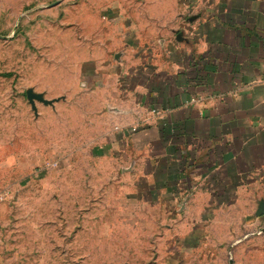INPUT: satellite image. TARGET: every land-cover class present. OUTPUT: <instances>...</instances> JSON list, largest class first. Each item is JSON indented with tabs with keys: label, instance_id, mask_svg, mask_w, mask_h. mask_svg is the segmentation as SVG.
Listing matches in <instances>:
<instances>
[{
	"label": "rangeland",
	"instance_id": "obj_1",
	"mask_svg": "<svg viewBox=\"0 0 264 264\" xmlns=\"http://www.w3.org/2000/svg\"><path fill=\"white\" fill-rule=\"evenodd\" d=\"M181 12L0 0V264H264V215L124 211L126 165L106 145L140 112L131 67L179 34Z\"/></svg>",
	"mask_w": 264,
	"mask_h": 264
},
{
	"label": "crops",
	"instance_id": "obj_2",
	"mask_svg": "<svg viewBox=\"0 0 264 264\" xmlns=\"http://www.w3.org/2000/svg\"><path fill=\"white\" fill-rule=\"evenodd\" d=\"M177 2L179 34L131 67L140 112H129L135 119L106 145L126 165L124 211L208 224L218 212L256 214L264 199V0Z\"/></svg>",
	"mask_w": 264,
	"mask_h": 264
},
{
	"label": "water",
	"instance_id": "obj_3",
	"mask_svg": "<svg viewBox=\"0 0 264 264\" xmlns=\"http://www.w3.org/2000/svg\"><path fill=\"white\" fill-rule=\"evenodd\" d=\"M264 215V199L259 202L256 216L261 217Z\"/></svg>",
	"mask_w": 264,
	"mask_h": 264
}]
</instances>
